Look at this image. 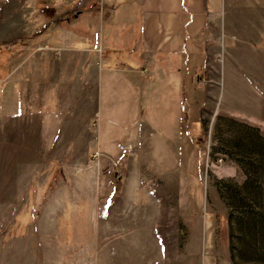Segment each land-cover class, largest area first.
Here are the masks:
<instances>
[{"label": "rangeland", "instance_id": "obj_1", "mask_svg": "<svg viewBox=\"0 0 264 264\" xmlns=\"http://www.w3.org/2000/svg\"><path fill=\"white\" fill-rule=\"evenodd\" d=\"M78 3L0 0V264H234L230 211L216 183H242L241 163H264V0H230L188 81L201 127L186 176L170 175L171 161L151 157L147 166L140 157L128 175L110 169L107 177L98 155L76 141L85 120L61 132L62 122L39 110L37 38L45 25L71 22ZM233 230L245 235L239 246L256 241L235 260L264 264V232L235 222Z\"/></svg>", "mask_w": 264, "mask_h": 264}, {"label": "crops", "instance_id": "obj_2", "mask_svg": "<svg viewBox=\"0 0 264 264\" xmlns=\"http://www.w3.org/2000/svg\"><path fill=\"white\" fill-rule=\"evenodd\" d=\"M79 3L71 22L45 25L37 38L39 110L59 119L61 132L68 121L85 120L76 141L98 155L107 177L110 169L128 175L140 157L147 166L151 157L171 161L177 171L169 174L186 176L189 144L201 127L191 117L188 81L230 0ZM57 49L60 56H52ZM126 115L129 124L115 132ZM156 128L162 135L151 139Z\"/></svg>", "mask_w": 264, "mask_h": 264}, {"label": "trees", "instance_id": "obj_3", "mask_svg": "<svg viewBox=\"0 0 264 264\" xmlns=\"http://www.w3.org/2000/svg\"><path fill=\"white\" fill-rule=\"evenodd\" d=\"M264 141V139L262 138ZM258 164H261L258 161ZM255 161L242 164L246 173V179L242 183H238L233 179H221L216 183L220 196L229 209V222L232 231L231 250L233 253L234 264H241L235 260L234 254L245 255L247 248L256 247V241L247 242L244 245H237L236 239H243L245 235L234 233L233 222L243 226L245 231L251 235L264 232V163L260 165V169H256ZM257 242L262 248L264 254V240ZM249 245V246H247Z\"/></svg>", "mask_w": 264, "mask_h": 264}]
</instances>
